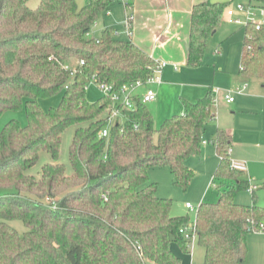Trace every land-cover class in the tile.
<instances>
[{
  "label": "trees",
  "instance_id": "trees-1",
  "mask_svg": "<svg viewBox=\"0 0 264 264\" xmlns=\"http://www.w3.org/2000/svg\"><path fill=\"white\" fill-rule=\"evenodd\" d=\"M28 1L0 0V117L23 107L27 115V124L11 119L0 131V264H182L172 243L190 251L180 232L189 217L172 215V199L156 195L149 171L169 167L174 183L188 186L195 173L187 159L201 153L206 124L216 116L213 89L183 100L184 113L160 127L148 103L138 100L100 136L112 100L102 93L88 100L91 78L119 87L146 78L156 60L114 27L98 38L88 35L116 0L82 7L77 0H41L35 9ZM228 5L193 7L187 65L201 64ZM245 31L240 71L264 79V25ZM58 93L61 103L43 109L40 101ZM71 125L78 127L68 173L59 159ZM213 143L219 200L198 206L197 243L205 249L203 264H244L248 235L264 225V206L236 202L250 181L232 167L231 136L219 130ZM43 150L52 161L40 176L29 174ZM14 220L27 230L20 233Z\"/></svg>",
  "mask_w": 264,
  "mask_h": 264
},
{
  "label": "rangeland",
  "instance_id": "rangeland-1",
  "mask_svg": "<svg viewBox=\"0 0 264 264\" xmlns=\"http://www.w3.org/2000/svg\"><path fill=\"white\" fill-rule=\"evenodd\" d=\"M230 1H233L230 4L231 7H235L237 3L250 4V1H252V3L254 2V0ZM40 2L41 0H32L31 6L34 3L35 4L30 7L35 9L38 7ZM87 2L88 0H77V3L81 7ZM118 6H123L124 10H127V14H130L131 8L125 7L120 0L115 1L111 10L114 11ZM255 10L259 16V8H256ZM125 14L126 13L124 12L119 15L120 17H124L123 19L125 20ZM224 17L225 19L219 24L217 32H215L208 41L202 63L209 62L217 65L218 67H233L239 69L246 37L245 26L237 25L229 20L226 12ZM124 20L118 24H113L114 17H112V14H105L97 21V24L92 27V36L98 38L100 37L103 29L110 25H115V28H118V31L120 32L119 37L128 38V35L125 32L126 29ZM217 49H219L220 52H217ZM237 51H239V55H237ZM251 78L253 82H258V80L259 82L261 81V78L258 77ZM154 87H156V85H154ZM237 87L238 86H232L229 89L236 92ZM227 89L228 88H222V90ZM262 91H264V87H262ZM171 94H168L167 92H164L163 94L161 93L157 102L147 104L153 114L157 127H160L163 123L165 115L175 111L177 108L176 106H178V101L183 105L180 94H176L175 97L171 96ZM101 95L99 86L96 83L91 82L88 84V100L96 101L101 97ZM62 97V93H58L52 97L44 98L40 102L43 109L49 110L51 107H57L61 103ZM216 98L217 101L213 107L216 111V118L208 121L204 131V139L207 140L208 143L202 146L200 154L192 155L187 159V165L195 173V176L191 179L188 186L183 188L182 186L175 184L173 173L169 167L154 166L149 171L150 182L156 183L158 187L156 195L172 199V215L189 217L190 221H194L196 219V209L201 203L217 202L219 200V190L217 188L219 180L214 179V173L220 160L216 148L214 147L215 145L212 137L216 133L219 120H221L220 116L223 117L222 120L225 119V121L236 133V136L233 134L234 144H238L242 136H251L250 134L252 132V136L249 138L250 144L246 149H244V151L247 154L250 153L252 156L250 159H253L256 162L248 163L246 161V172L247 177L251 180L250 183L258 184L260 185V188L258 186L259 189L256 191L255 196L253 195V191L249 188L238 191L235 197L236 202H241L244 205H252L256 203L259 206H264V162H262L264 159V133L262 132V129H259L262 127V124H264V112L259 111L258 113L248 114L232 113L234 105L241 104L246 107H250L252 105V101H250L245 94L236 93V102L232 104L228 103L226 100H221L218 94L216 95ZM11 119H17L22 124H27L25 108L23 107L19 111H4L0 117V131ZM246 126L247 130H245ZM77 127V125L69 126L63 133L62 138L59 161L66 165L68 173L72 172V166L70 163V146ZM249 128L251 129L248 130ZM51 161V154L48 151L43 150L40 153L39 161L33 167L29 168L27 172L38 177L41 175L43 166ZM230 183L233 186V182ZM188 202L195 206V210H191L187 207ZM11 224L16 227L20 233H24L27 230L21 220L11 221ZM172 244L174 249L178 252V255L181 256L183 263L186 261L193 264H203L205 253L203 247L198 243H194V246L189 252H183L181 247L176 242H173ZM244 264H264V231H254L248 235V254Z\"/></svg>",
  "mask_w": 264,
  "mask_h": 264
},
{
  "label": "crops",
  "instance_id": "crops-1",
  "mask_svg": "<svg viewBox=\"0 0 264 264\" xmlns=\"http://www.w3.org/2000/svg\"><path fill=\"white\" fill-rule=\"evenodd\" d=\"M31 1L32 0L28 1L29 7L31 6ZM131 1H132V5H131L130 13L133 15L132 29H131L132 34L128 36V38L127 37H123V38L131 39L134 43L139 45L148 54H150L154 59L167 60L170 62V64L164 68L162 83L154 87L157 92V99L150 103L157 102L159 100L160 94L161 93L163 94L164 92H167L168 94L172 93L171 96L174 97L176 96V94H180L182 101L188 100L194 102L198 98L203 97L209 91V89H214V88H219V91L217 93L219 95V98L223 101L225 100L227 101L225 95L228 91H231V89H229L230 87L238 86L236 88L238 89L240 87H243L244 85H247L243 93H237V94H245L246 97L250 99V101H252L251 102L252 105L250 107L242 106L241 104L234 105L233 107L234 110L232 111V113L248 114V113H258L259 111L264 112V91H262V87H264V79H260L261 80L260 82L259 80L258 82H253L251 80L252 79L251 77L246 76L240 71L241 65L239 69L233 67H222V66L218 67L217 65L211 64L209 62H203V63L201 62L199 66H195V67L187 65L188 44L190 38V25H191V16H192L193 7L196 4L205 1L228 2L229 5L233 1L230 0H131ZM250 3L255 6H263V4L258 0H254L253 3L252 1H250ZM34 4L32 6H34ZM111 11L112 10L110 9V13L107 14L108 15L112 14V17H114L113 24L115 23L118 24L120 22H123L124 17H120V15L123 14L124 12L126 13L125 16H127V10H124L123 6H118L115 8L114 11L112 12ZM224 19L225 17L223 15V20ZM108 27L115 28L116 26L110 25ZM218 27L215 32H217ZM115 29L118 31V28ZM217 52H220L219 49H217ZM237 55H239V51H237ZM174 63H178L179 66L176 68L174 66ZM222 88L223 89L228 88V89L222 90ZM234 102H236V99L233 102H228V103L232 104ZM176 107H175L176 108L175 111L169 113L168 115H165V119L176 114L184 113V104L182 105L181 102L178 101V106ZM214 112L216 114L215 110ZM220 119L221 120H219L216 133L215 135H213L212 138L214 139L216 137L219 130L225 131L231 136L232 159L236 161H244V162L247 161L248 163L256 162L255 160L250 159V157H252L250 153L247 154L244 151V149H246L250 144L249 138H251L252 132L250 134L251 136H246L245 134L246 137L242 136V138H240L239 140V143L234 144L233 134H235L236 136V133L233 131L231 126L225 121V119L222 120L223 117L220 116ZM250 129L251 128H249L248 130ZM259 129H262V132L264 133V124H262V127ZM245 130H247V126ZM206 144L202 143V146ZM262 162H264V159ZM245 177L251 182V180L247 177L246 171H245ZM256 185L259 186L260 188V185L258 184ZM259 188H257V190ZM239 203L242 204L241 202ZM172 249L176 253V255H178V252L174 249L173 244H172ZM204 253H205V249H204ZM178 256L181 258L180 255ZM182 264H193V263L190 262L188 263L186 261L183 263L182 260Z\"/></svg>",
  "mask_w": 264,
  "mask_h": 264
},
{
  "label": "built area",
  "instance_id": "built-area-1",
  "mask_svg": "<svg viewBox=\"0 0 264 264\" xmlns=\"http://www.w3.org/2000/svg\"><path fill=\"white\" fill-rule=\"evenodd\" d=\"M125 7H130L132 5L131 0H120ZM256 8H259V16L257 14ZM228 15V19L234 22L237 25L248 26L250 24L256 25L257 28H260L264 25V7L255 6L253 4L237 3L235 7L227 6L225 10ZM110 13V10L107 11ZM132 19L133 15L127 14L124 25L125 32L128 36L132 34ZM97 22L94 24L96 25ZM116 34L119 32L116 30ZM92 35V31L88 33ZM251 36V35H249ZM251 45H248V50H251ZM156 60L155 66L152 67V72L146 78H139L130 82H127L119 87L113 83L99 82L96 76H93L89 83L94 82L99 86L101 93L104 96L111 98L112 103L108 109L107 119L108 125L102 130L100 136H107L109 134L110 126L124 118V110L130 109L133 110L138 100H141L143 103H150L157 99V92L154 88V85L161 84L163 81V71L164 68L170 64L167 60ZM84 62L82 61L81 64ZM174 66L177 68L178 63H174ZM247 85L240 87L236 92L228 91L225 95L228 102H233L235 100V93H243ZM215 95H217L219 88L213 89ZM217 98L215 96L214 103H216ZM208 141L203 140V144H206ZM231 151V150H230ZM232 167L238 170L246 171V162L236 161L232 159ZM258 186L256 184H251L249 189L252 191L257 190ZM187 207L191 210H195V206L191 203H187ZM198 208L196 209V212ZM263 223L260 224V230L263 231ZM180 232L184 235L185 239L188 242V247L191 249L194 246V243H197V221H190L180 228Z\"/></svg>",
  "mask_w": 264,
  "mask_h": 264
}]
</instances>
